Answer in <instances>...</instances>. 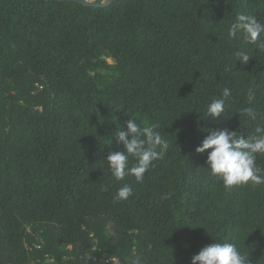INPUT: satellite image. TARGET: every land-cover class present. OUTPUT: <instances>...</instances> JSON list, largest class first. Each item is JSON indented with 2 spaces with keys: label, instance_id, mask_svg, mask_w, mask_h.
<instances>
[{
  "label": "trees",
  "instance_id": "obj_1",
  "mask_svg": "<svg viewBox=\"0 0 264 264\" xmlns=\"http://www.w3.org/2000/svg\"><path fill=\"white\" fill-rule=\"evenodd\" d=\"M239 14L264 23V0H0V264H190L213 240L264 264V185L228 190L194 151L264 112V50L242 65L228 36ZM224 87L227 118H203ZM130 118L170 144L141 182L103 159Z\"/></svg>",
  "mask_w": 264,
  "mask_h": 264
},
{
  "label": "clouds",
  "instance_id": "obj_2",
  "mask_svg": "<svg viewBox=\"0 0 264 264\" xmlns=\"http://www.w3.org/2000/svg\"><path fill=\"white\" fill-rule=\"evenodd\" d=\"M264 23L255 15L239 14L228 30L229 38H239L241 50L235 52L236 62L247 64L250 56L243 50L247 45H256L264 50ZM231 89L224 87L220 95L213 98L202 112L203 118L218 121L225 116ZM257 100L254 88H249L247 102L249 105ZM239 116L255 121L254 133L246 137L227 128H209L207 136L195 148V153L203 154L207 150L205 164L211 175L219 177L226 189L252 184L264 185V169L257 165V157L264 155V112L243 107L236 112ZM159 122L141 127L135 119H128L123 130L114 132L116 141L122 145L121 150L109 152L104 161L111 177L123 181L131 175L137 182L144 179V174L154 166V162L164 157L170 144L159 131ZM106 190V189H102ZM133 194L129 184H123L116 192V200H126ZM249 252L238 248L235 243L217 242L202 247L191 257L190 264H249ZM118 259V258H117ZM139 264V260L132 261Z\"/></svg>",
  "mask_w": 264,
  "mask_h": 264
},
{
  "label": "water",
  "instance_id": "obj_3",
  "mask_svg": "<svg viewBox=\"0 0 264 264\" xmlns=\"http://www.w3.org/2000/svg\"><path fill=\"white\" fill-rule=\"evenodd\" d=\"M63 1H75V2H78L80 4L96 8V7H103V6L107 5L109 2L114 1V0H108L106 2H101V3H89V2H86L85 0H63Z\"/></svg>",
  "mask_w": 264,
  "mask_h": 264
},
{
  "label": "rangeland",
  "instance_id": "obj_4",
  "mask_svg": "<svg viewBox=\"0 0 264 264\" xmlns=\"http://www.w3.org/2000/svg\"><path fill=\"white\" fill-rule=\"evenodd\" d=\"M85 1L89 3H97V2H106L107 0H85Z\"/></svg>",
  "mask_w": 264,
  "mask_h": 264
}]
</instances>
